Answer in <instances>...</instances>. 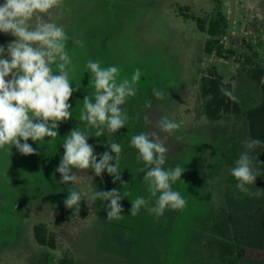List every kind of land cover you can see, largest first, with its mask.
Instances as JSON below:
<instances>
[{"label": "rangeland", "instance_id": "1", "mask_svg": "<svg viewBox=\"0 0 264 264\" xmlns=\"http://www.w3.org/2000/svg\"><path fill=\"white\" fill-rule=\"evenodd\" d=\"M219 11L227 17V26L217 39L225 51L235 52L229 59L205 52L206 42L214 37L202 32L193 18L208 24ZM42 15L62 26L69 37L65 50L72 60L70 81L80 90L69 100L72 119L60 122L59 136L28 141L36 154L23 155L12 145L0 149V264H62L65 258L71 264H221L216 245L210 243L214 237L208 220L222 208L263 205L264 196L240 192L231 175L240 154L251 150L244 147L250 140L245 119L228 115L209 120L200 84L214 68L233 84L235 100L244 109L261 103L260 87L248 76L244 58L252 51L264 58V0H61ZM14 40L6 34L2 46ZM89 60L99 61L102 68L116 66L117 83L131 82L135 70L141 72L136 94L121 105L128 117L124 128L116 133L105 129L99 138L97 129L79 118L85 111L84 97L94 102ZM154 89L162 97L154 96ZM165 115H175L181 125L171 135L158 127ZM75 128L90 137L98 161L105 151L115 155L107 147L108 137L121 145L122 180L114 183L107 171L97 176L91 168L72 169L90 213L55 225V218L68 209L64 200L69 188L75 187L72 182L61 184V174L55 172L65 152L63 139ZM140 132L167 137L165 167L180 165L185 170L172 184L186 200L182 209L169 207L162 216L147 210L160 193L151 196L144 180L148 168L130 145L131 137ZM248 187L253 192L264 189V178ZM113 189L127 197L121 200V219L109 221L110 201H94L93 195ZM138 197L148 205L132 215L131 201ZM40 223L55 234L57 249L36 241L34 226ZM251 258L264 264V252Z\"/></svg>", "mask_w": 264, "mask_h": 264}, {"label": "clouds", "instance_id": "2", "mask_svg": "<svg viewBox=\"0 0 264 264\" xmlns=\"http://www.w3.org/2000/svg\"><path fill=\"white\" fill-rule=\"evenodd\" d=\"M61 0H4L0 4V32L11 34L15 40L7 47L0 46V149L6 145L14 146L23 155L36 154L28 143L41 141L45 137L59 136L60 122L72 119L69 103L74 92L70 81L72 63L66 49L69 37L62 26L45 19L44 15L60 5ZM5 55L7 58H5ZM86 67L94 78V102L89 95L83 99L85 111L80 113V120L87 121L90 127L96 128L95 137L116 133L124 128L127 114L121 109L128 97L136 94L135 83L140 79V69H136L131 82L124 79L117 83L119 69L116 66L101 67L99 61L89 60ZM10 78V79H9ZM222 95L235 99L232 91L226 87L220 89ZM153 95L162 97L163 93L153 90ZM158 127L169 135L181 127L175 115L160 118ZM90 137L77 128L63 139L64 155L55 172L61 174V184L72 182L75 187L69 188V195L64 200L68 209L74 214L81 210V193L76 188L77 174L72 169H93L97 176L107 171L114 177V183L121 181L120 156L121 145L108 137L107 147L110 152L100 154L98 161L93 145L88 143ZM167 137L161 138L155 132H140L131 137L130 145L138 151L137 159L142 160L148 170L144 180L149 184L152 197H157L155 206L147 210L162 216L167 208L182 209L186 200L172 184L181 179L185 170L180 166L165 167L168 160L165 147ZM180 139V137H177ZM21 140L24 142L21 143ZM264 146V141L253 139L244 142L245 149ZM114 161V163H113ZM144 172L145 169L141 168ZM231 175L238 182L236 188L250 197L264 196V189L255 192L249 185H255L260 172L253 167V161L244 151L231 169ZM126 194L113 189L95 191L93 200L110 201L106 205L107 220H119L123 212L121 200ZM132 202L131 214L135 215L148 201L138 197Z\"/></svg>", "mask_w": 264, "mask_h": 264}, {"label": "trees", "instance_id": "3", "mask_svg": "<svg viewBox=\"0 0 264 264\" xmlns=\"http://www.w3.org/2000/svg\"><path fill=\"white\" fill-rule=\"evenodd\" d=\"M193 18L197 20L202 32L214 37L205 44L207 54H216L226 59L235 54L233 50L225 51L224 46L220 45L217 39L227 26V17L221 11L208 24L206 19ZM5 42L6 34L0 32V46ZM244 62L249 66L248 76L260 87L261 103L244 109L237 100L222 95L220 89L226 87L234 96V86L231 82H226L213 68L202 76L200 84L201 95L206 101L205 114L212 122H217L228 115L241 116L247 123L250 140L264 141V58H261L257 51H252L244 58ZM248 153L254 168L260 172L261 176L257 178H264V146L255 147ZM80 204L79 213L74 214V210L67 209L55 218L54 224L61 225L79 216L87 217L90 213L87 201L82 199ZM208 225L214 237V241L210 243L216 245L217 258L221 264H261L251 257L259 256L264 252V204H253L240 210L222 208L208 220ZM34 235L38 244L57 249L56 236L51 232L48 224L35 225ZM62 264H71L69 258H65Z\"/></svg>", "mask_w": 264, "mask_h": 264}]
</instances>
